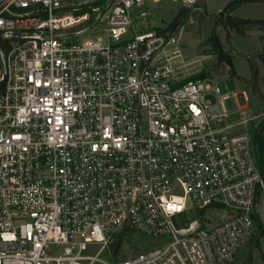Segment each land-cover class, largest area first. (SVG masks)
Returning a JSON list of instances; mask_svg holds the SVG:
<instances>
[{
  "label": "built area",
  "instance_id": "built-area-1",
  "mask_svg": "<svg viewBox=\"0 0 264 264\" xmlns=\"http://www.w3.org/2000/svg\"><path fill=\"white\" fill-rule=\"evenodd\" d=\"M148 14L145 0H0V264H234L264 236L248 128L264 111L228 121L236 92L186 79ZM188 199L200 219L177 227ZM133 230L161 243L115 263L88 252Z\"/></svg>",
  "mask_w": 264,
  "mask_h": 264
},
{
  "label": "rangeland",
  "instance_id": "rangeland-1",
  "mask_svg": "<svg viewBox=\"0 0 264 264\" xmlns=\"http://www.w3.org/2000/svg\"><path fill=\"white\" fill-rule=\"evenodd\" d=\"M230 1L197 0L194 5L187 7V15L173 34L181 53L180 58L183 60L182 74L186 78L204 79L211 87H217L219 94L236 92L224 103L230 111L228 121H237L264 111V31L258 30L251 34L245 32L244 36L257 39L255 42L251 39H234L239 37L222 24V10ZM145 5L149 12L145 27L150 29L165 28L179 8L183 7L180 2L172 0H159L157 3L145 0ZM235 14L264 18V0H246ZM101 29L102 24H95L80 38L94 37L95 34H101ZM215 39L224 55L221 60L217 55ZM259 45L260 49L253 51ZM248 128L252 150L255 151V140L264 141V120L249 121ZM222 213V210H208L205 215L215 223L217 216ZM200 216L201 212L188 199L186 209L174 214L171 220L175 226L182 227L192 219H200ZM126 233L121 232L115 236L116 240H122L116 254L110 247L101 248L100 243L90 244L88 252H98L101 259L115 263L139 250L161 243L159 238L136 230ZM91 264L103 263L95 261ZM234 264H264V236L251 239L248 245L241 249Z\"/></svg>",
  "mask_w": 264,
  "mask_h": 264
},
{
  "label": "trees",
  "instance_id": "trees-1",
  "mask_svg": "<svg viewBox=\"0 0 264 264\" xmlns=\"http://www.w3.org/2000/svg\"><path fill=\"white\" fill-rule=\"evenodd\" d=\"M245 0H231L226 5L225 9L222 10V24L228 30L232 31L234 34L242 36L248 30H262L264 31V19L259 18H245L231 14V10L237 6L239 3ZM188 8L181 7L179 8L177 14L173 17V19L167 24L165 28H158L163 31L174 32L182 23L183 18L187 15ZM215 46L217 50V55L219 59H223V52L221 51V47L218 44V41L215 39ZM229 60V59H228ZM189 79V78H186ZM262 121V120H261ZM255 140V139H254ZM254 144L255 151L253 150V154L255 160L259 167L264 168V141L255 140Z\"/></svg>",
  "mask_w": 264,
  "mask_h": 264
},
{
  "label": "crops",
  "instance_id": "crops-1",
  "mask_svg": "<svg viewBox=\"0 0 264 264\" xmlns=\"http://www.w3.org/2000/svg\"><path fill=\"white\" fill-rule=\"evenodd\" d=\"M152 1V3H157L159 0H151ZM246 2V0L245 1H242L240 4H238L236 7H234L233 9H232V11L230 12L231 14H233V15H236V16H239L238 14H235V12L237 11V9L239 8V7H241L242 5H243V3H245ZM240 17H245V16H240ZM245 18H249V17H245ZM259 19H264V18H259ZM255 31H258V30H256V29H253V30H248V31H246V34H251V33H254ZM237 37H239V38H236V37H234V39H251L252 41H254L255 42V40H257V39H254L253 37H247V36H244V35H242V36H239V35H236ZM244 37V38H243ZM260 49V45H259V47L258 46H256L254 49H253V51H256V50H259Z\"/></svg>",
  "mask_w": 264,
  "mask_h": 264
},
{
  "label": "water",
  "instance_id": "water-1",
  "mask_svg": "<svg viewBox=\"0 0 264 264\" xmlns=\"http://www.w3.org/2000/svg\"><path fill=\"white\" fill-rule=\"evenodd\" d=\"M0 56H1V58L3 59V56H2V54H1V52H0ZM120 245H121V241L118 240V241L116 242V244L114 245V248H113V253H114V254H116V252L118 251V248L120 247Z\"/></svg>",
  "mask_w": 264,
  "mask_h": 264
}]
</instances>
